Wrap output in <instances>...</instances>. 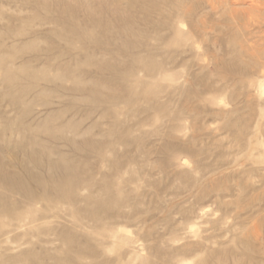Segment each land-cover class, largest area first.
Returning a JSON list of instances; mask_svg holds the SVG:
<instances>
[{
    "label": "rangeland",
    "instance_id": "1",
    "mask_svg": "<svg viewBox=\"0 0 264 264\" xmlns=\"http://www.w3.org/2000/svg\"><path fill=\"white\" fill-rule=\"evenodd\" d=\"M0 54V264H264V0H0Z\"/></svg>",
    "mask_w": 264,
    "mask_h": 264
},
{
    "label": "bare ground",
    "instance_id": "2",
    "mask_svg": "<svg viewBox=\"0 0 264 264\" xmlns=\"http://www.w3.org/2000/svg\"><path fill=\"white\" fill-rule=\"evenodd\" d=\"M215 2V1H214ZM210 3V2H209ZM185 4V3H184ZM228 4V3H227ZM229 5V4H228ZM40 6V5H39ZM120 6V5H119ZM234 7V6H233ZM243 7V6H242ZM190 8V7H189ZM216 9V8H215ZM177 10H179V9H177ZM176 12H178V11H176ZM180 12V11H179ZM190 12V11H189ZM260 12V11H259ZM185 13V12H184ZM178 14V13H177ZM229 14V13H228ZM71 15V14H70ZM182 15H183V13H182ZM233 15V14H232ZM179 16V15H178ZM187 17V16H186ZM241 18V17H240ZM261 21V20H260ZM203 22V21H202ZM246 22V21H245ZM248 23V22H247ZM254 24V23H253ZM203 25V24H202ZM251 25V24H250ZM250 27V26H249ZM248 29V28H247ZM261 29V28H260ZM251 33V32H250ZM255 34H256V32H254ZM252 34V33H251ZM192 43V42H191ZM8 44V43H7ZM32 45V44H31ZM29 47H31V46H29ZM17 48V47H16ZM36 50V49H35ZM1 55V54H0ZM32 57V56H31ZM264 57V56H263ZM251 59V58H250ZM258 60V59H257ZM255 64V63H254ZM7 65V64H6ZM7 71V70H6ZM5 71V72H6ZM19 76V75H18ZM262 87H263V94H264V84L262 85Z\"/></svg>",
    "mask_w": 264,
    "mask_h": 264
}]
</instances>
